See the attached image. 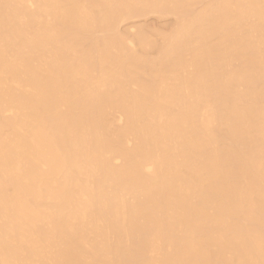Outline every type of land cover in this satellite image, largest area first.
<instances>
[{
  "label": "bare ground",
  "instance_id": "obj_1",
  "mask_svg": "<svg viewBox=\"0 0 264 264\" xmlns=\"http://www.w3.org/2000/svg\"><path fill=\"white\" fill-rule=\"evenodd\" d=\"M0 264H264V0H0Z\"/></svg>",
  "mask_w": 264,
  "mask_h": 264
},
{
  "label": "rangeland",
  "instance_id": "obj_2",
  "mask_svg": "<svg viewBox=\"0 0 264 264\" xmlns=\"http://www.w3.org/2000/svg\"><path fill=\"white\" fill-rule=\"evenodd\" d=\"M180 16H182V15H180V14L178 15L177 13L164 11L162 13H151L148 15L146 14L145 16H140V17L136 16V18L135 17L127 18L123 22L121 21L118 24L117 30H119L118 32H120V33H124V32L127 33L131 38V36H133V34H135L139 28H143L146 32H148L147 34L150 33L149 34V40H151V41L154 40L157 43H159L160 42V36H162L163 33L164 34L170 33L171 29H173L175 27V25L177 23L176 21L180 18ZM146 27L149 29L147 30ZM132 30L135 31V33ZM156 33H158V34H156ZM100 35L103 36L104 34L101 32H96L94 34L95 37L96 36L99 37ZM131 46L136 47L133 44H131ZM156 52H157L156 49L150 47L148 49L146 48L145 53L147 54L148 57L154 58L156 56L155 55Z\"/></svg>",
  "mask_w": 264,
  "mask_h": 264
}]
</instances>
